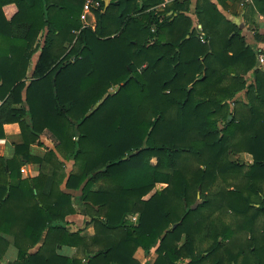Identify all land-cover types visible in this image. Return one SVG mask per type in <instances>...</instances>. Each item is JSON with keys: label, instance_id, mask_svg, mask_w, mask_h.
<instances>
[{"label": "trees", "instance_id": "16d2710c", "mask_svg": "<svg viewBox=\"0 0 264 264\" xmlns=\"http://www.w3.org/2000/svg\"><path fill=\"white\" fill-rule=\"evenodd\" d=\"M101 1L92 28L85 0H0V137L16 121L23 138L0 156L7 264H264L259 49L227 0ZM75 203L92 233L67 220Z\"/></svg>", "mask_w": 264, "mask_h": 264}, {"label": "crops", "instance_id": "0c3cea01", "mask_svg": "<svg viewBox=\"0 0 264 264\" xmlns=\"http://www.w3.org/2000/svg\"><path fill=\"white\" fill-rule=\"evenodd\" d=\"M109 1L110 0H105V4H108ZM193 7L194 4H192V9ZM223 10L225 14L229 16L234 22H236L237 25L241 28V31L246 37L247 42L255 46L257 49H260L264 53V12L260 11L255 0L251 3L246 4L245 6H242L240 4V0H227V3L224 6ZM93 20H95L96 22V15L94 11L88 16V21ZM44 32L45 30H42L39 34V39L41 41ZM258 34H260V37L257 36ZM38 53L39 51L36 52L34 55L33 61L30 65V71L31 68L34 67L35 62L38 59ZM256 67L264 69V63H259V61L257 60ZM244 91L245 90L240 92V94L244 95ZM2 101L3 99L0 98V104L2 103ZM3 127L4 134L0 137V156L5 159H8L13 156L15 151V145L17 143L22 142L23 138L20 132V126L18 122H4ZM48 136L49 135L45 132L42 137L44 141L43 145L39 143L32 144V147L36 152L43 153L46 150V144H52L53 140L51 137ZM239 154H244L246 157H248L249 162L252 161L251 154L247 152H240ZM21 171L23 172V175L31 176L38 173L39 169L35 163L26 162L24 165H22ZM7 178L9 181L11 180L9 176L7 177V174L4 171L3 167L0 166V193L2 192V186L6 182ZM75 205L76 211L67 215L66 218L72 226L84 227L86 226V218L85 215H83L82 213L81 207H79L81 205L79 203L78 205L77 203H75ZM10 219H12V213L2 212L0 214L1 222L10 221ZM91 227V224L87 225L88 229ZM0 236H3L6 240H8V245L6 246H4V242H0V253L2 254L0 255V264H7L8 261L15 260L18 257V248L14 244L13 234L0 231ZM59 251L65 255H74L76 253V247L64 245L59 249ZM141 252L143 253V249L139 247L135 252L136 257L140 258Z\"/></svg>", "mask_w": 264, "mask_h": 264}, {"label": "built area", "instance_id": "2783aa9c", "mask_svg": "<svg viewBox=\"0 0 264 264\" xmlns=\"http://www.w3.org/2000/svg\"><path fill=\"white\" fill-rule=\"evenodd\" d=\"M254 0H240V4L245 6L248 3L253 2ZM164 4V3H163ZM102 5L101 0H85L82 8V12L80 14V18L83 21L82 26H91L92 28L95 27V20L88 21V16L90 13L93 12V8H98ZM257 58L259 63H264V53L259 49L257 53Z\"/></svg>", "mask_w": 264, "mask_h": 264}, {"label": "rangeland", "instance_id": "374dc122", "mask_svg": "<svg viewBox=\"0 0 264 264\" xmlns=\"http://www.w3.org/2000/svg\"><path fill=\"white\" fill-rule=\"evenodd\" d=\"M96 23V22H95ZM91 27V26H90ZM117 88V84H114V85H112L109 89H110V91H113V90H115ZM46 134H48L49 136L48 137H51V135L48 133V132H46ZM45 137V136H44ZM52 138V137H51ZM43 139V138H42ZM52 140H53V138H52ZM54 142H55V140H53L52 141V144H50V145H53L54 144ZM230 157L232 158V159H237V160H241V161H246V162H249V160H248V157H246L244 154H239V153H231L230 154ZM159 186H161V184H158V186L157 187H159ZM148 195H146V197H147ZM78 205V204H77ZM79 207H81V210H82V213H83V215H85V213H84V208H83V206L81 205V206H79ZM78 208V207H77ZM85 218H87V215H85ZM131 220H133V221H135L136 220V215H132L131 217ZM92 225V224H91ZM74 227V226H73ZM84 228V232L85 233H92L93 231H94V227H93V225H92V227L91 228H87V225L86 226H84L83 227ZM90 231H92V232H90ZM76 253H77V250H76ZM157 256V254H156V252H155V248H152L151 249V251H150V253L149 254H146L145 252H144V250H143V253L141 252V256H140V260L141 261H143V262H153V260L155 259V257Z\"/></svg>", "mask_w": 264, "mask_h": 264}, {"label": "water", "instance_id": "95a60500", "mask_svg": "<svg viewBox=\"0 0 264 264\" xmlns=\"http://www.w3.org/2000/svg\"><path fill=\"white\" fill-rule=\"evenodd\" d=\"M55 76H56V74H55ZM55 76H54V79H55ZM54 79H53V82L55 81ZM231 117H232V116L230 115L229 118H231Z\"/></svg>", "mask_w": 264, "mask_h": 264}]
</instances>
